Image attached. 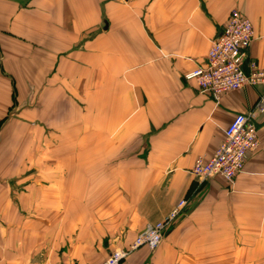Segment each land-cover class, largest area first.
<instances>
[{"label":"crops","instance_id":"0c3cea01","mask_svg":"<svg viewBox=\"0 0 264 264\" xmlns=\"http://www.w3.org/2000/svg\"><path fill=\"white\" fill-rule=\"evenodd\" d=\"M234 9L253 27L248 59L264 67V0H0V141H15L10 128L31 124L37 109L48 126L53 102L63 126L58 95L84 102L87 114L101 108L86 126L123 123L118 181L29 184L20 197L0 188L11 195L0 196V264H98L180 199L185 207L159 246L135 249L121 264H264V112L255 118L259 145L234 179L199 182L190 172L264 90L215 97L183 76L204 63ZM122 76L123 117L114 118L112 80ZM32 94L39 103L24 106L21 121L18 105ZM9 157L0 174L25 172Z\"/></svg>","mask_w":264,"mask_h":264},{"label":"rangeland","instance_id":"374dc122","mask_svg":"<svg viewBox=\"0 0 264 264\" xmlns=\"http://www.w3.org/2000/svg\"><path fill=\"white\" fill-rule=\"evenodd\" d=\"M104 24L106 26L107 23ZM112 81L113 92L110 94V97L113 103L111 111L109 110L110 115L116 118L118 114H120L119 116L123 117V86L120 87V85L123 84V76L118 84L115 83V80ZM59 97H62L60 108H63V126L56 125L55 123V108L57 103L53 102L52 107L48 110V122L51 125H39L40 114L37 109V111L32 112L31 118H36V120H32L31 124L27 122V124H29L28 126L19 125L10 128V135L15 134L14 137L16 139L12 141V143H7L10 151H8L7 144L0 141V166L11 164L12 160L9 155L15 153V166H17L19 170L21 167L22 169L25 168V172L23 173L0 174V188H2L4 184L5 188H8V185L11 186V190L13 191L11 194L12 197L14 195L16 196V194L20 195L29 184L36 189L40 187L41 184L57 181L116 182L119 180L121 173H123V123L119 126L112 127L86 126L81 122L85 121L83 118L87 119V117L90 116L93 121L98 120L99 117H102L101 108L98 109V105H93L97 110H89L87 114L85 108L86 104L84 102L78 99V101L76 100L77 102L73 101L71 95H58L57 98L59 99ZM98 97L101 100L102 95H95L96 99ZM39 98V94H32L31 98L19 103L17 110V114L20 116V118H18L19 120L24 121L21 117L29 115L25 114L24 106H35L36 103H39ZM109 111L107 114H109ZM46 112L47 111H44V113ZM59 121L61 120L58 119V122ZM72 123H74V125ZM11 149L15 152H12ZM57 166L65 167V172L62 176L60 173L61 170L57 171L55 169ZM66 167L69 168V171L66 170ZM72 167H75V174L71 169ZM71 170L73 172H71ZM97 189L99 188L96 186V191H94L96 194L99 192L103 193V191ZM0 192V196H11L10 193H8L9 190L5 189L6 193L2 190H0ZM53 192H55V190H53ZM19 195L18 197H20ZM51 197H54V194L51 195ZM180 200H178L177 203H179ZM177 203L164 218L155 222H149L146 225H154L164 221ZM185 204L179 209L175 219L182 213ZM174 221L166 228L167 230L173 225ZM82 233L83 232H81V234ZM40 240L41 244L43 241L44 245L43 237L38 238V244ZM53 240L54 243H57V238ZM80 241H83V238H80ZM104 242L106 243L107 239H104ZM59 249H61V246H59ZM52 254H54V246H52L49 258Z\"/></svg>","mask_w":264,"mask_h":264},{"label":"built area","instance_id":"2783aa9c","mask_svg":"<svg viewBox=\"0 0 264 264\" xmlns=\"http://www.w3.org/2000/svg\"><path fill=\"white\" fill-rule=\"evenodd\" d=\"M252 39L251 21L239 10L230 11L222 30L211 41L204 63L186 72L184 78L215 97L248 85L264 87V67H260L255 60L248 59ZM262 112L264 90L247 112L238 113L233 117L224 130V140L212 155L209 158L199 156L194 160L191 174L199 182L214 176L226 180L234 179L243 170L248 153L258 147L255 118ZM185 203V200L181 199L164 221L145 225L127 247L113 249L107 258L98 264H121L129 253L140 246L150 250L157 248L166 228L174 221Z\"/></svg>","mask_w":264,"mask_h":264},{"label":"water","instance_id":"95a60500","mask_svg":"<svg viewBox=\"0 0 264 264\" xmlns=\"http://www.w3.org/2000/svg\"><path fill=\"white\" fill-rule=\"evenodd\" d=\"M106 23V22H105Z\"/></svg>","mask_w":264,"mask_h":264}]
</instances>
